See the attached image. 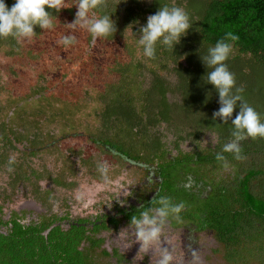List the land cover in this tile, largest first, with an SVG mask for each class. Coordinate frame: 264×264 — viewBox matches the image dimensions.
<instances>
[{
  "label": "trees",
  "instance_id": "16d2710c",
  "mask_svg": "<svg viewBox=\"0 0 264 264\" xmlns=\"http://www.w3.org/2000/svg\"><path fill=\"white\" fill-rule=\"evenodd\" d=\"M71 1L74 4L75 0ZM4 2L11 7L14 0ZM165 5L182 7L189 15L191 28L173 50L157 42L154 58L149 59L142 53L136 60L110 67L113 77L117 78L109 83V96L102 93L98 97L102 106L94 116L100 121L102 131L96 138H91V142L103 147L106 153L120 157L118 160L143 164L159 160L152 169L155 178L153 195L141 196L135 205L116 207L115 215L69 219L66 215L58 216L49 211L36 215L10 209L4 219L2 206L6 205L9 194H1L0 264H105L101 258L108 255L107 251L100 249L103 239L98 237L99 232L116 228L121 221L129 224L131 217L139 216L144 208L158 207V204L151 203L156 194L157 199L166 196L174 204L184 203L179 219L170 215L167 221L175 227L189 223L195 231H208L217 245L213 252L220 255L224 264H249L257 252L255 264H264V138H248L240 142L242 155L246 157L244 160H236L232 153H223L232 169V177L215 180L212 170L224 168L216 160V154L222 152L223 145L232 139L233 128L231 120L223 124L219 118L215 121L212 118L219 109V97L213 86L207 84L205 74L212 69L206 68L201 61L208 48L227 32L238 35L239 40L233 43V50L225 62L235 76L233 92L242 86L240 94L244 101L259 113L264 122V0H149L134 9L127 4L122 14L132 30L135 26L138 28L133 33L136 39H139V29L146 24L147 17ZM62 9L74 20L75 6ZM55 12L52 10L51 15L54 16ZM94 12L101 16L112 13L102 6ZM66 27L63 21L54 19L51 29L35 27L36 35L25 40L24 45L12 37L0 38V50L4 49L7 57L27 55L29 62L36 61L42 58L48 47L54 52L61 51L58 38ZM49 64L50 69L40 73L51 77H66L76 66L67 68L69 66L52 64V56ZM5 104L11 106L0 119V167L5 166L1 155L17 150L16 145L25 148L26 157L44 147L35 140L38 122L33 118L34 114L43 113L38 109L32 114L23 112L16 116L19 123L15 124L12 118L16 110L22 108L9 99ZM45 112L49 118L59 114L60 119H66L57 109ZM237 112L238 109L233 112V119ZM160 123L178 129V133L191 142L200 134H213L214 144L197 153H183L166 160L161 134L155 131ZM30 131L33 132L29 135ZM139 137L142 138L140 142ZM130 141H133L132 145ZM135 146L151 157L146 158L141 151L135 150ZM10 161L6 163L8 172L4 187H17L24 192L27 188L32 189L28 192L40 206H46L43 195L46 192L41 195L40 188L36 187L39 181L65 187L58 181L49 180L46 171L34 170L27 159L17 164V168L24 167L22 171L16 168L14 159ZM24 183L32 187H25ZM204 190L206 192L202 195ZM134 194L141 195V192ZM60 220L67 221V227L58 225ZM253 242L256 244L254 249ZM110 254L116 263L121 262V256L114 249Z\"/></svg>",
  "mask_w": 264,
  "mask_h": 264
},
{
  "label": "rangeland",
  "instance_id": "374dc122",
  "mask_svg": "<svg viewBox=\"0 0 264 264\" xmlns=\"http://www.w3.org/2000/svg\"><path fill=\"white\" fill-rule=\"evenodd\" d=\"M148 1L105 0L102 7L109 9V13L112 12L109 16L115 22L117 29L110 39L102 37L93 43L92 37L87 31L79 28L72 30L66 27L64 34L58 38L57 45H60L61 51L54 52L48 47L42 58L36 61L29 62L30 59L27 58V55L7 57L3 53L4 49L0 50V119L8 113L7 108L11 106L5 104L6 99L17 103L22 108L16 110L15 117L12 118L15 124L19 123L16 116L23 112L32 114L38 109L43 114L33 115V118L38 122L36 130L38 135L35 140L44 146L38 148L35 154L28 157L24 154L25 148L21 144L16 145L17 150L12 149L1 155L5 166L0 167V196L5 193L9 194L5 199L6 205L2 206L4 219L8 217L10 209L29 211L36 215L49 211V213L58 216L66 215L69 219L102 216L103 214L115 215L116 207L120 209L135 205L137 204L136 200L141 196L151 197L153 195L155 178L152 176V169L159 160L148 164L129 163L125 159L118 160L117 158L120 157L106 153L103 147L91 142V138H96L102 131L100 121L94 116L97 115L98 108L100 109L102 106L98 97L102 93L109 96V83L117 78L113 77L110 67L116 66V63H128L131 60H136L143 53L138 39L133 36L134 31L138 28L135 26V29L132 30V26L126 23L122 13L127 4L134 9L136 5L139 6ZM72 4L71 0H66L67 7ZM95 14L101 16L96 12ZM54 16L65 24L73 21L63 9L58 13L55 12ZM65 35L77 36L76 43L70 46L63 45L60 41ZM24 43L25 41L20 42L21 45ZM33 48L31 46V49ZM50 56H52V64L54 62L61 66H69L67 68L76 66L72 71H69L71 73L66 77H51V75L48 77L47 74L43 75L40 72L50 69ZM70 56L73 59H70ZM41 75L42 77H40ZM165 78H169L170 82L173 81L170 77ZM4 106L6 107L4 108ZM48 109L51 111L57 109L58 113H64L66 119H60L59 114L47 117L48 112L45 111ZM99 127L101 128L97 129ZM155 131L161 134L162 151H164L166 160H171L179 154L197 153L211 148L215 141L213 134L203 133L191 142L189 139L183 138V134L178 133V129L166 127L162 123L155 127ZM31 132L33 131H30L29 135ZM148 132H151V127L148 128ZM177 136L181 138H176ZM106 137L111 138L110 136ZM144 138L146 139V137ZM125 140L126 143L129 142L126 138ZM140 141H142L141 137L138 138V142ZM130 143L132 145L133 141ZM135 147V150L141 151L139 146ZM26 151L28 150L26 149ZM141 152L146 158L151 157L144 151ZM10 159L16 161V168L21 160L23 162L26 159L29 160L34 170L43 173L46 171L49 180L58 181L65 187L53 185L49 181H39L36 187L40 188L41 195L46 192L43 194L46 198V202H44L46 206H40L28 192L32 189L27 188L28 190L24 192L17 187L14 189L4 187L8 172L6 163H9ZM82 162L86 163L82 164ZM102 162L108 164V176L111 183L107 185L103 183L97 170L98 164ZM148 166L149 169L146 170ZM14 168L15 166L10 168V171H13ZM17 169L22 171L24 167L20 166ZM231 171L232 169L229 167L212 170L216 177L215 180L232 177ZM91 174H94L93 178ZM24 186L32 187L26 183ZM135 192H141V195H136ZM205 192L204 190L202 195ZM116 216L118 218V215ZM58 225L65 228L68 222L60 220ZM128 225L121 221L116 228H108L99 232L98 237L103 239L100 249L107 251L108 255L101 258L102 262L105 264H156L158 245H152L148 252L140 249L138 243L130 245V238L127 234L120 232ZM0 229L2 230V227ZM161 239L164 246L168 247L172 253L171 264H224L220 260V255L217 256L213 252L217 245L212 240L211 234L208 231H195L189 223L175 227L166 221ZM251 244L252 247L256 245L254 242ZM111 249L121 256L120 263H116L115 258L111 257ZM192 250L195 251V256L191 254ZM257 255H259L258 252L253 255V260L249 264H255L254 260L257 259Z\"/></svg>",
  "mask_w": 264,
  "mask_h": 264
},
{
  "label": "clouds",
  "instance_id": "9594fccd",
  "mask_svg": "<svg viewBox=\"0 0 264 264\" xmlns=\"http://www.w3.org/2000/svg\"><path fill=\"white\" fill-rule=\"evenodd\" d=\"M104 4L105 0H75L72 5L77 9L75 18L65 25L72 30L79 28L87 31L93 43L98 38L113 35L117 30L115 22L108 15L97 16L94 12ZM62 8H69L66 7V0H14L11 7L0 0V38L12 37L18 42L29 40L36 35L35 27L38 26L41 30L51 29L53 20L56 19L51 11L58 13ZM190 28L189 15L182 7L165 5L159 7L154 15L147 17L146 24L139 29L138 44L143 48V55L152 59L155 57L157 42L173 50L174 45L179 44L181 37ZM238 40L239 36L229 31L214 46H210L207 54L201 58L206 68L212 69L205 74L207 84L213 86L219 97V109L213 113L212 118L214 121L219 118L223 124H228L231 120L233 128L232 139L223 145L222 152L215 157L225 169L229 164L223 153H232L236 160H244L246 157L242 155L240 142L248 138H264V122L259 113L244 101L240 94L243 92L242 86L233 92L235 76L225 63L233 50V43ZM60 42L70 46L76 43V37L65 35ZM237 109L233 119V112ZM97 170L105 185L111 183L107 162L99 163ZM151 203L159 206L144 208L139 216L133 215L128 227L120 232L127 234L130 245L138 243L140 249L146 252L151 250L152 245H158L156 264H171L173 256L162 242V232L168 217L174 215L179 219L178 214L185 205L183 202L174 204L166 196L157 199V194ZM191 254L196 255L194 250Z\"/></svg>",
  "mask_w": 264,
  "mask_h": 264
},
{
  "label": "flooded vegetation",
  "instance_id": "af4514ba",
  "mask_svg": "<svg viewBox=\"0 0 264 264\" xmlns=\"http://www.w3.org/2000/svg\"><path fill=\"white\" fill-rule=\"evenodd\" d=\"M126 160V159H125ZM127 162H129V163H131V161L130 160H126Z\"/></svg>",
  "mask_w": 264,
  "mask_h": 264
}]
</instances>
